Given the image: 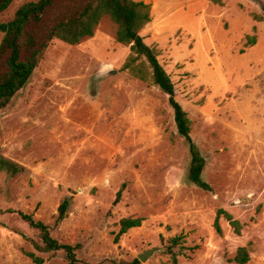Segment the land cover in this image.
I'll use <instances>...</instances> for the list:
<instances>
[{"label": "rangeland", "instance_id": "1", "mask_svg": "<svg viewBox=\"0 0 264 264\" xmlns=\"http://www.w3.org/2000/svg\"><path fill=\"white\" fill-rule=\"evenodd\" d=\"M29 1L37 0H12L0 21ZM84 1L56 0L34 29ZM143 1L151 20L141 34L188 112L212 190L190 180L191 154L168 94L124 68L130 46L106 15L77 44L53 39L26 87L0 109V264H36L29 253L69 264L64 250L35 249L39 231L19 211L79 245L82 264H137L152 247L161 250L139 264H237L242 246L245 264H264V0ZM109 66L118 72L101 76ZM66 197L70 211L57 223ZM219 209L240 232L224 215L216 230ZM129 216L141 225L116 240Z\"/></svg>", "mask_w": 264, "mask_h": 264}, {"label": "trees", "instance_id": "2", "mask_svg": "<svg viewBox=\"0 0 264 264\" xmlns=\"http://www.w3.org/2000/svg\"><path fill=\"white\" fill-rule=\"evenodd\" d=\"M0 13L12 0H2ZM56 0H37L24 3L15 13L13 19L0 21V31L4 33L0 44V109L9 105L16 95L26 87L44 53L53 39H59L68 44H77L86 37L93 36L95 29L104 16H109L117 25V40L130 46V54L124 64L131 74L143 80H151L163 92L168 94L169 103L174 111L177 131L188 145L191 160L189 166L190 180L204 190H212L210 184L203 179L206 160L194 142L191 134L192 121L188 112L176 98L175 84L158 57V50L149 45L141 30L151 20V4L143 0H85L81 7L71 15L62 17L47 30L38 33L34 28L39 24ZM264 9V8H263ZM254 42V41H253ZM1 150V148H0ZM6 168L10 166L2 161ZM72 198L66 197L58 208L56 222H62L70 211ZM21 217L39 231L40 241L32 243L40 252L64 250L69 264H82L77 256L79 245L63 243L55 238L48 224L34 218L32 213L19 211ZM224 215L237 232L240 223L224 209H219L215 219L216 230L221 233L220 217ZM121 228L116 240L132 227L140 226L142 218L124 217L120 221ZM182 236L173 237L170 252L174 260L179 255L173 247L177 246ZM36 264H42L44 259L29 253ZM250 260V252L246 246L239 247L232 261L245 264ZM139 264V260L135 259Z\"/></svg>", "mask_w": 264, "mask_h": 264}, {"label": "water", "instance_id": "3", "mask_svg": "<svg viewBox=\"0 0 264 264\" xmlns=\"http://www.w3.org/2000/svg\"><path fill=\"white\" fill-rule=\"evenodd\" d=\"M118 72L117 69L109 66L103 69L101 76L113 75ZM161 250V247H152L138 254V259L142 262H146L150 256L154 255L157 251Z\"/></svg>", "mask_w": 264, "mask_h": 264}]
</instances>
